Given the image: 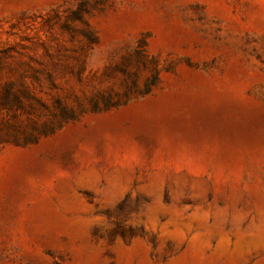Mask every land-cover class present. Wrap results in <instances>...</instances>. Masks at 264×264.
I'll use <instances>...</instances> for the list:
<instances>
[{
  "label": "rangeland",
  "instance_id": "obj_1",
  "mask_svg": "<svg viewBox=\"0 0 264 264\" xmlns=\"http://www.w3.org/2000/svg\"><path fill=\"white\" fill-rule=\"evenodd\" d=\"M0 133V264H264V0H0Z\"/></svg>",
  "mask_w": 264,
  "mask_h": 264
},
{
  "label": "bare ground",
  "instance_id": "obj_2",
  "mask_svg": "<svg viewBox=\"0 0 264 264\" xmlns=\"http://www.w3.org/2000/svg\"><path fill=\"white\" fill-rule=\"evenodd\" d=\"M255 227H257L260 231L264 232V217H261L260 220L258 221V223L255 225ZM203 239L199 240L198 243L199 245L196 246L194 249H196V251L200 250L203 246ZM196 243H193V246H195Z\"/></svg>",
  "mask_w": 264,
  "mask_h": 264
},
{
  "label": "trees",
  "instance_id": "obj_3",
  "mask_svg": "<svg viewBox=\"0 0 264 264\" xmlns=\"http://www.w3.org/2000/svg\"><path fill=\"white\" fill-rule=\"evenodd\" d=\"M0 138H1V133H0Z\"/></svg>",
  "mask_w": 264,
  "mask_h": 264
}]
</instances>
